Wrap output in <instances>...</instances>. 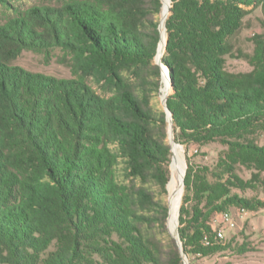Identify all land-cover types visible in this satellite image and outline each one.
I'll return each mask as SVG.
<instances>
[{"label":"trees","instance_id":"trees-1","mask_svg":"<svg viewBox=\"0 0 264 264\" xmlns=\"http://www.w3.org/2000/svg\"><path fill=\"white\" fill-rule=\"evenodd\" d=\"M162 7L0 0V264H184L168 229L162 67L174 140L224 147L213 165L187 152L184 253L232 248L216 238L215 216L264 207L235 192L264 188V32L250 38L251 53L237 43L254 10L264 26V0H171L160 65ZM24 51L57 57L72 77L16 64ZM228 58L251 69L230 70Z\"/></svg>","mask_w":264,"mask_h":264},{"label":"rangeland","instance_id":"rangeland-1","mask_svg":"<svg viewBox=\"0 0 264 264\" xmlns=\"http://www.w3.org/2000/svg\"><path fill=\"white\" fill-rule=\"evenodd\" d=\"M245 22L249 28L245 29L242 34L238 36L237 43L245 52L251 53L253 52L254 44L250 38L254 36L255 33L261 34L264 32L263 14L261 9H256L249 14L246 17ZM57 54H59V51H57ZM155 60H157L156 57ZM15 63L32 71L51 74L58 77H72L73 75L70 67L59 62L57 57H54L51 61H47L43 54L32 51H24ZM227 66L228 69L235 71H247L251 69L249 63L244 59L228 58ZM95 86L99 91L102 90L97 84H95ZM164 88L165 84L164 79L162 78V86L156 99V102L159 103V105H163L162 97ZM170 93H167V96H169ZM181 146L184 148L185 162L188 152L193 161L205 162L209 165H213L217 161L218 154L224 148L219 143H211L202 148L193 144L189 146ZM241 174L246 179L250 177V171L246 169H242ZM235 192L246 197L256 196L264 200V188H260L258 191L247 190L246 192H241L237 190ZM165 197L166 200H168L167 194ZM232 213L236 217L237 225L233 229H226V237L222 239L221 244L231 243L233 247L210 256L187 257L189 264H264V207L258 210H248L247 213L244 214H239L236 209H233ZM219 216L220 215L215 216L214 220L219 218ZM214 220L213 224L217 228L223 226L221 223H216ZM243 243H246L248 250L244 253H237L234 248Z\"/></svg>","mask_w":264,"mask_h":264},{"label":"bare ground","instance_id":"bare-ground-1","mask_svg":"<svg viewBox=\"0 0 264 264\" xmlns=\"http://www.w3.org/2000/svg\"><path fill=\"white\" fill-rule=\"evenodd\" d=\"M169 7H170V1L163 0V7L161 11V26H160L161 38L156 55L157 59L160 58L161 53L165 47V42L167 38L165 23L169 16ZM166 73H167L166 71L165 72L163 71V75L165 79H166ZM164 84H165V88L163 89L164 93L162 99H165L167 93L170 92V87L168 82L165 81ZM170 130L171 127L169 123V138L172 149V160L170 163V172H171L170 179L167 183V198L170 207V212L168 216V225L170 230L173 233H176L179 226V213H180V208L184 194L183 180L186 171V162L184 157V148L172 138Z\"/></svg>","mask_w":264,"mask_h":264},{"label":"built area","instance_id":"built-area-1","mask_svg":"<svg viewBox=\"0 0 264 264\" xmlns=\"http://www.w3.org/2000/svg\"><path fill=\"white\" fill-rule=\"evenodd\" d=\"M163 71L167 72L166 73V79L163 75ZM162 77L164 79V82H169L170 81V76L167 70L162 68ZM247 209L242 208L240 209V211L238 212L239 214H244L247 213ZM216 223L218 222L219 224L221 223L223 226L219 227L218 229H216V238L219 240H222L226 237V229H233L236 225H237V221H236V217L234 216V214L232 213V211H225L222 212L219 216V218H216L214 220ZM207 243H210L209 241Z\"/></svg>","mask_w":264,"mask_h":264},{"label":"water","instance_id":"water-1","mask_svg":"<svg viewBox=\"0 0 264 264\" xmlns=\"http://www.w3.org/2000/svg\"><path fill=\"white\" fill-rule=\"evenodd\" d=\"M170 1V7H169V14H170V12H171V0H169ZM160 26H161V23H160ZM160 26H159V28H160ZM165 29H166V33H167V27H166V23H165ZM161 31V30H160ZM166 44H167V38H166V42H165V47H164V50L162 51V53H161V56H160V58H158L157 60H156V62L158 63V64H162V58H163V55H164V53H165V49H166ZM163 69H165L164 67H162ZM168 84H169V87H170V81L168 82ZM168 97V96H167ZM167 97H165V99H163V107L165 108V110H166V112H167V116H168V121H169V123H170V127H171V130H170V133H171V135H172V138L174 139V126H173V121H172V112L170 111V109L168 108V106H167ZM186 170H187V163H186ZM185 175H186V171H185ZM183 188H184V191H185V176H184V180H183ZM168 206H169V204H168ZM169 212H170V207H169ZM179 216H180V213H179ZM168 229H169V231H170V233L177 239V242H178V245H179V248H180V251H181V254H182V256H183V260H184V264H189V261H188V258H187V255L184 253V251H183V245H182V242H181V240H180V235H179V230H177V232L176 233H173L171 230H170V228H169V225H168Z\"/></svg>","mask_w":264,"mask_h":264}]
</instances>
